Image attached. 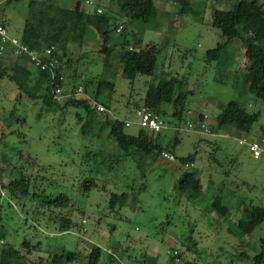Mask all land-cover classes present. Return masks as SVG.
<instances>
[{"label":"rangeland","instance_id":"rangeland-1","mask_svg":"<svg viewBox=\"0 0 264 264\" xmlns=\"http://www.w3.org/2000/svg\"><path fill=\"white\" fill-rule=\"evenodd\" d=\"M29 1L9 4L0 0V14L9 18L10 35L22 32ZM190 1L194 13L179 17L172 0H157V17L143 24L116 14L114 0H97L105 5L102 14L115 17L116 28L125 26L130 44L124 51L149 45L158 48L155 73L131 81L116 61L105 71L100 39L90 32L85 46L71 45V63L63 67L62 74L65 94L82 87L98 103L100 78L114 81V92L107 91L103 98L111 106L109 120L135 122L125 129L133 136L140 131L134 112L145 106L148 85L179 78L191 92L183 117L178 120L174 107L164 105L158 115L167 128L152 135L163 147L175 145L174 156L165 151L155 161L149 158L137 167L130 158L120 157L108 129L97 136L83 135V109H61L67 99L58 102L60 108L48 107L0 77V229L7 230L0 235V258L11 244L22 249L27 242L29 249H35L28 257L37 263L64 249L81 250L87 256L98 246L104 252L101 264H254L264 239V222L250 236L239 234L235 226L246 206L264 207V160H254L235 140L239 135L231 128L219 135L211 128L219 106L236 101L246 112L259 114L249 134L257 138L264 128V102L243 81L249 63L239 40L226 46L219 61L206 60L209 50L225 42L221 31L212 26L214 12L228 10L236 1ZM122 32L115 29L113 33L115 40L110 45L115 54L122 52ZM17 61L11 54L0 57V72ZM112 70L117 73L115 78H111ZM32 74L26 91L44 94L37 70L33 68ZM191 154L193 162L183 165L180 159ZM185 171H194L202 184L200 197L191 201L174 189ZM22 176H32V192L69 195L73 207L64 213L75 222L71 231H59L58 210L50 215L29 196L10 191L12 181ZM91 182L96 185L85 191ZM122 192L129 194L125 206L111 209V193ZM217 196L230 211L226 219L211 206Z\"/></svg>","mask_w":264,"mask_h":264},{"label":"trees","instance_id":"trees-1","mask_svg":"<svg viewBox=\"0 0 264 264\" xmlns=\"http://www.w3.org/2000/svg\"><path fill=\"white\" fill-rule=\"evenodd\" d=\"M13 1L19 2L20 0ZM13 1L10 0V3ZM114 1L118 6V13L125 20L141 21L143 24H147L150 19L157 17V0ZM172 1L177 6L179 17L194 13L190 0ZM235 1L236 3L230 9L216 10L213 14L212 26L221 31L225 42L209 50L206 60L208 63L219 61L226 50V46L231 42H235V40H239L244 44V56L249 63L243 81L248 85L249 91L264 102V5L261 0ZM115 23L116 19L114 16H110L107 13H88L82 9L80 3H77L74 9H67L53 4L50 0H30L20 38L24 45L41 55V59L44 61L46 60L42 56L44 51L53 48V56L59 62L58 72L62 75L63 67L71 63L68 58L71 45L83 47L85 39L92 32L91 34L94 33L100 38L101 50L99 52L104 55L105 71L110 70L116 61L121 72L131 81H134L140 75L153 76L158 62V48L149 45L146 49L134 50L128 53L124 50L129 46L130 42L124 34L125 31H123L119 38L122 52L115 54L114 47L110 45L115 40L113 35L114 30L117 29ZM141 43V39L137 41L138 46ZM6 52L0 54H5ZM0 57L2 58L3 56L0 55ZM15 58L18 61L12 66L2 68L0 77L5 76L16 85L21 93L26 92L32 100L39 99L48 107L60 108L59 103L51 95L49 75L40 71L30 60L17 56ZM25 64L33 66L37 70L38 82L45 87L44 94H29L26 91V87L33 80V74ZM116 74V71H110L111 78H115ZM114 90V81L102 76L95 98L109 109L111 108L110 104L104 102L103 98L107 91L113 93ZM190 94L191 92L186 89L185 83L179 78L162 79L157 85L153 83L148 85L144 107L158 115L162 112L161 108L164 105H172L174 107V116L181 120ZM70 106L83 109L86 113V122L82 126L83 135L92 134L97 136L99 132L108 129L109 137H112L119 147L120 157L124 159L130 158L137 164V167L140 166V162L143 160L147 161L150 158L155 161L165 151L170 152L174 156L175 145L170 149L163 147L153 138L152 135L156 133L140 129L136 136L128 135L125 132L124 120L116 118L110 121L109 114L98 113L95 107L87 100L68 99L61 109ZM219 107L220 111L215 117V123L211 128V132L216 135L221 134L220 132L225 128H231L237 132H234L235 136L249 135L260 117L258 113L246 112L236 101H231ZM100 115H103V118ZM258 137H264V128ZM194 157L191 154L186 158H181L180 162L183 165L192 163ZM94 184V182H91L88 186H84V190H90ZM32 186V176H22L12 181L10 191L29 196L41 208H46L45 210L50 212V215L55 214V210H58L57 215L60 219L59 231L61 233L71 231L75 226V222L67 213H64L65 210L73 207L69 195L63 192H59L55 196L45 192H38L37 190L32 192ZM174 189L191 201L201 195V180L194 171H185L177 179ZM128 197L129 194L126 192L111 193L110 208L115 209L116 206L123 208ZM211 206L220 217L225 219L229 217L230 211L223 204L221 196L215 197ZM263 222L264 207L249 205L243 210L242 217L236 224L235 229L241 235L250 236ZM2 228L0 229V235L7 231L4 226ZM261 242V250L253 259L254 264H264V239ZM10 247L9 251H3L0 264H82L85 260H87V264H101L104 253L103 249L98 246H94L87 256L81 250L64 249L60 254H49L47 258L37 263L31 261L28 257L35 249H29L30 245L27 242L22 244V249H18L12 244ZM24 247L28 248L26 253H24ZM137 263L142 264L140 261Z\"/></svg>","mask_w":264,"mask_h":264},{"label":"built area","instance_id":"built-area-1","mask_svg":"<svg viewBox=\"0 0 264 264\" xmlns=\"http://www.w3.org/2000/svg\"><path fill=\"white\" fill-rule=\"evenodd\" d=\"M94 2L95 0H86V4L90 6L94 5ZM96 13L102 14L103 10L101 8H98L96 9ZM123 28L124 26L120 25L116 29V32L121 33L123 31ZM8 49H10L15 56L30 60L37 68L40 69V71L45 72L47 73V75H49L51 87L50 92L55 101L60 102L62 99L87 100L95 107L98 113L111 114V111L106 106L90 98V96L85 93V90L82 87L69 94H65L64 77L58 72L59 62L57 58L53 56V48L44 51L42 56H44L46 60H42L41 55L30 50L26 45L22 43L21 38L12 37L9 34L7 27L0 19V53H4ZM130 50L133 51L132 48H130ZM134 115L137 120L136 125H138L140 129H146L152 133L158 134L167 128V123L159 115L154 114L146 107L137 108L134 112ZM124 123L126 128H128L135 122L124 120ZM192 126L193 125L189 123V127L192 128ZM204 127L205 125L202 123L201 128ZM235 140L240 146L246 147L248 149L254 160H264V137L251 139L249 135H245L238 136L235 138Z\"/></svg>","mask_w":264,"mask_h":264},{"label":"crops","instance_id":"crops-1","mask_svg":"<svg viewBox=\"0 0 264 264\" xmlns=\"http://www.w3.org/2000/svg\"><path fill=\"white\" fill-rule=\"evenodd\" d=\"M9 2V4H11L10 3V0H8ZM53 4H55V5H58V6H60V7H63V8H67V9H74L75 8V6H76V4L77 3H80L81 4V7H82V9H84L86 12H88V13H94V12H96V9H98V8H103L104 7V9H105V5H104V3H102V4H100V3H98L97 2V0H95L96 1V3H95V5L93 6H89V5H87L86 4V0H50ZM2 3V2H1ZM1 3H0V5H1ZM15 7V6H14ZM106 10V9H105ZM116 14H119L118 12H116ZM0 19L3 21V23H4V25L7 27V22H8V20H9V18L8 17H4V16H1V14H0ZM25 21V20H24ZM23 26H24V24H23ZM22 33V32H21ZM21 33H20V35L19 36H12V37H17V38H20L21 37ZM100 39V38H99ZM86 43H87V38L85 39V42H84V45L83 46H85L86 45ZM7 51H9V52H6L5 54H0L1 56H4V57H6V55H8V54H12V52H11V50L10 49H8ZM8 53V54H7ZM13 55V54H12ZM14 56V55H13ZM15 57V56H14ZM24 62V61H23ZM26 65V64H25ZM27 67H28V64L26 65ZM29 67H30V70L32 71V69L34 68L33 66H30L29 65ZM35 69V68H34ZM36 70V69H35Z\"/></svg>","mask_w":264,"mask_h":264}]
</instances>
